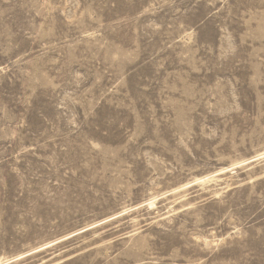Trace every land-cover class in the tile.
Returning <instances> with one entry per match:
<instances>
[{
    "label": "rangeland",
    "instance_id": "1",
    "mask_svg": "<svg viewBox=\"0 0 264 264\" xmlns=\"http://www.w3.org/2000/svg\"><path fill=\"white\" fill-rule=\"evenodd\" d=\"M263 151L264 0H0V261L264 264Z\"/></svg>",
    "mask_w": 264,
    "mask_h": 264
},
{
    "label": "bare ground",
    "instance_id": "2",
    "mask_svg": "<svg viewBox=\"0 0 264 264\" xmlns=\"http://www.w3.org/2000/svg\"><path fill=\"white\" fill-rule=\"evenodd\" d=\"M260 159H263L264 160V151L263 152H260V153H257L256 155H253V157H251V158H248V159H244L243 161H240L238 164H236L235 166H233V167H230V168H228V169H225L224 171H232L233 169H235V168H237V167H239V166H241V165H249V164H252L253 162H255V161H258V160H260ZM252 165H254V164H252ZM251 165V166H252ZM220 173H224V172H220ZM218 175H212L211 177H206V178H201L200 179V181L201 182H206V181H210L211 180V178L212 177H217ZM154 202V201H153ZM153 202H150V205H154V203ZM91 227H93V226H91ZM90 227V228H91ZM85 229H88V227H86ZM84 229V230H85ZM84 230H80V231H78V233L79 232H83ZM55 242H52V243H45V244H43L42 246H40V247H37V248H35L34 250H32V251H29L28 253H26V254H20V255H18V256H15L14 258H11V259H6V262L4 261L3 262V260L2 261H0V264H7V263H10V262H13L14 260H17V259H20V258H23V257H25V256H27L28 254H31V253H34V252H38V251H41L42 250V248H45V247H49V246H51V245H53Z\"/></svg>",
    "mask_w": 264,
    "mask_h": 264
}]
</instances>
